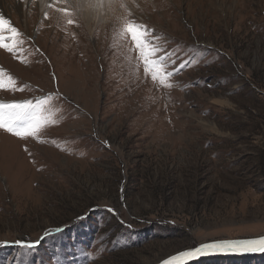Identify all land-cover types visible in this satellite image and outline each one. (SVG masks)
<instances>
[{"label":"rangeland","instance_id":"1","mask_svg":"<svg viewBox=\"0 0 264 264\" xmlns=\"http://www.w3.org/2000/svg\"><path fill=\"white\" fill-rule=\"evenodd\" d=\"M1 1L21 33L0 29L2 43H22L0 47L16 89L0 100L47 98L41 115L56 123L38 138L0 128V264H156L264 235V0H111L89 13L30 0L23 16ZM129 20L187 62L171 87L145 76Z\"/></svg>","mask_w":264,"mask_h":264},{"label":"snow or ice","instance_id":"2","mask_svg":"<svg viewBox=\"0 0 264 264\" xmlns=\"http://www.w3.org/2000/svg\"><path fill=\"white\" fill-rule=\"evenodd\" d=\"M58 11L68 13L69 9L60 8ZM68 23L72 24L74 22L69 20ZM2 28H7L13 34L9 39H14L21 35L15 27L10 26L9 20L0 15V29ZM123 33L130 38L133 48L137 51L138 60L143 64L145 76H150L153 82L159 83L162 86L171 87L172 85L168 82L169 79L177 75L187 62L180 64L178 67L175 66L176 62L171 59V54L167 53L161 44L157 42L159 37L153 36L152 30L146 25L136 23L133 20L126 21L123 26ZM3 39L4 37L0 36V47H4L10 52L14 51L19 43H22L19 39H15V42L11 45L4 44L2 43ZM169 65L173 66L171 71L167 70ZM6 75L5 70L0 67V89L16 90L15 78L7 75V79L5 80ZM46 99L38 100L35 104L31 100L11 102L0 100V128L21 139L28 137L38 138V133L43 128L49 124L56 123L55 120H50L41 115ZM15 243L31 249L38 245L40 240L26 242L18 239ZM209 250L214 252L264 251V237L203 244L195 248L180 251L162 261V264H186L188 260L205 254Z\"/></svg>","mask_w":264,"mask_h":264},{"label":"water","instance_id":"3","mask_svg":"<svg viewBox=\"0 0 264 264\" xmlns=\"http://www.w3.org/2000/svg\"><path fill=\"white\" fill-rule=\"evenodd\" d=\"M259 237H264V235H259V236H255V237H247V238L223 239V240H217V241H214V242H221V241H241V240L256 239V238H259ZM214 242H209V243H205V244H210V243H214ZM201 245H203V244H201ZM198 246H200V245H198ZM198 246H195V247H198ZM195 247H193V248H195ZM189 249H191V248H189ZM263 254H264V251H257V252H231V251L214 252V251H210L209 250L205 254H202V255H200V256H198L196 258H193V259L188 260L186 262V264H190L192 262H195V261H198V260L207 259V258H219V257H252V256L263 255ZM172 255H174V254H172ZM172 255H170V256H172ZM170 256H167V257L163 258L162 260H159L158 262H156V264H162V261L166 260Z\"/></svg>","mask_w":264,"mask_h":264},{"label":"bare ground","instance_id":"4","mask_svg":"<svg viewBox=\"0 0 264 264\" xmlns=\"http://www.w3.org/2000/svg\"><path fill=\"white\" fill-rule=\"evenodd\" d=\"M30 0H18V7H17V12H18V15H21L23 16V12H25V10L27 9V7L25 8V5H28V2ZM47 0H39V3L41 5V7H43V5H45ZM97 3V4H102L103 6H105L106 4H111V0H82V5L85 4V11L86 13L88 12L89 13V10H90V5L92 3ZM7 8V7H6ZM109 10V9H108ZM109 14V12H106ZM104 14V13H102ZM0 15H2L5 19H9L6 15V12H5V8L3 6V3L2 1L0 0ZM26 15L27 14V11H26ZM213 129L217 130V128L215 126H213Z\"/></svg>","mask_w":264,"mask_h":264},{"label":"trees","instance_id":"5","mask_svg":"<svg viewBox=\"0 0 264 264\" xmlns=\"http://www.w3.org/2000/svg\"><path fill=\"white\" fill-rule=\"evenodd\" d=\"M211 259H214V258H207L208 261L211 260ZM203 260H206V259H203ZM198 261H200V260H198ZM194 263H196V261L195 262H192L190 264H194Z\"/></svg>","mask_w":264,"mask_h":264}]
</instances>
